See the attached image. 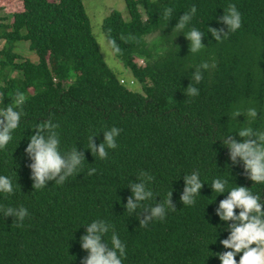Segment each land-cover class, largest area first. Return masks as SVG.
Masks as SVG:
<instances>
[{"label":"trees","instance_id":"trees-1","mask_svg":"<svg viewBox=\"0 0 264 264\" xmlns=\"http://www.w3.org/2000/svg\"><path fill=\"white\" fill-rule=\"evenodd\" d=\"M122 1L128 20L111 11L100 30L120 45L122 55H112L140 93L103 62L81 0H20L21 11L11 14V23L0 22V107L13 102L17 91L26 96L19 126L0 150V175L14 187L12 195L0 193V207L28 210L20 228L13 217L0 213V264H80L87 252L79 238L96 220L113 225L125 244L122 264H220L214 254L228 251L220 240L229 235L225 229L231 222L215 215L227 193L212 192V181L227 180L226 191L247 187L264 202V183L247 179L242 163L232 167L222 145L229 135L239 140L245 127L264 132V0ZM229 4L240 12L241 27L216 42L208 28L224 27L217 21ZM193 5L197 11L190 24L172 32ZM166 7L173 13L165 26ZM192 28L205 34V48L195 54L184 36ZM153 32L161 36V53L146 49L144 39ZM129 35L139 42L120 40ZM18 43L28 44L35 63L14 52ZM205 62L209 67L201 69L203 79L195 84L199 95L188 97L191 76ZM251 108L255 118L247 115ZM237 111L241 115L234 119ZM49 118L59 124L61 151L75 146L84 151L85 162L64 184L50 181L34 190L24 149L34 126ZM112 127L121 129L117 148L104 160L93 157L87 150L89 136L95 134L98 145L103 131ZM90 168L96 169L91 176ZM141 171L154 177L148 185L154 199L143 202L144 207L163 203L171 189L176 207L147 227H139L140 209L130 216L124 208L131 195L128 185L137 182ZM194 171L204 186L194 205L183 206V176ZM111 235L112 230L105 242Z\"/></svg>","mask_w":264,"mask_h":264},{"label":"clouds","instance_id":"clouds-1","mask_svg":"<svg viewBox=\"0 0 264 264\" xmlns=\"http://www.w3.org/2000/svg\"><path fill=\"white\" fill-rule=\"evenodd\" d=\"M197 9L193 5L190 11L185 12L176 23L172 32H182L192 21ZM173 8L166 7L163 11V19L167 22L172 18ZM217 23L222 24L221 28H208V33L216 42H222L229 33L236 32L241 27V14L234 4H229L224 10L223 15ZM226 29V31H225ZM185 39L189 43V52L195 54L205 48L202 44L203 32L192 28L187 32ZM105 43L110 48L114 56L122 55V49L116 39L110 34H106ZM121 41H136L133 35L121 36ZM209 65L205 62L199 65L191 76L194 83H190L185 90L188 97L199 95V90L195 86L202 79L201 69H208ZM72 81L75 82L76 74L69 72ZM0 97V105L3 104ZM26 102L24 93L17 91L13 102L6 107H0V150H4L12 140V133L19 126L22 115V108ZM237 111L233 117L240 116ZM247 115L255 118L257 112L255 108L248 110ZM59 124L53 123L49 118L34 126L35 134L29 137V143L24 149L25 155L31 161L28 164L30 169V179L33 181L32 188L40 190L46 188L50 181L56 185H62L65 181L75 175L85 162L84 151H77L74 146L71 150L62 152L60 148V137L56 131ZM121 129L112 127L103 131V142L98 145L94 142L95 134L89 136L87 150L93 157L104 160L109 155V150L117 148V137ZM238 139L229 135L223 141V147L228 149V158L231 166L235 167L238 162L243 165V175L253 182V184L264 183V132L254 131L251 127H245L239 130ZM96 169L90 168L88 175L95 174ZM16 175V173H14ZM17 177V176H16ZM137 182L130 183L128 187L131 195L127 197L124 205L126 211L130 214H138L139 227H147L153 221H163L167 211L176 210L175 203L172 200V189L166 194L163 203H155L144 207L143 202L153 200L154 193L148 185L154 181V177L145 171H141L137 177ZM184 187L180 202L183 206H192L195 204V197L199 195L200 189L204 183L200 180L199 172L194 171L189 175L183 176ZM228 181L224 179H214L211 183L212 192L219 195L227 193L225 199L219 202L215 215L222 222H231L225 229L229 235L226 239L220 240L223 251L215 253L220 264H264V202L261 197L244 186H234L226 191ZM0 193L5 196L14 193L12 180L4 175H0ZM218 196V195H217ZM239 210L236 214L234 210ZM0 213L3 217H13L16 227H23V222L28 216V210L20 206L0 207ZM114 226L103 220H96L86 225V234L79 238L80 247L87 252V256L81 259L80 264H122L126 258L125 244L119 239L113 230ZM112 230L110 243L105 242L104 237ZM254 245V246H253ZM239 261L236 260L237 254H241Z\"/></svg>","mask_w":264,"mask_h":264},{"label":"rangeland","instance_id":"rangeland-1","mask_svg":"<svg viewBox=\"0 0 264 264\" xmlns=\"http://www.w3.org/2000/svg\"><path fill=\"white\" fill-rule=\"evenodd\" d=\"M81 4L89 23L90 33L95 41L97 50L103 62L119 80L124 81V83H128L127 87H129L131 91L140 93L139 85L135 84L133 79H131L128 70L123 67L122 63L114 58L110 48L106 45L105 39L100 30V25L102 20L111 11L119 12L123 21L128 20L123 1L122 0H81ZM20 11H21L20 0H0V20H1L0 22L2 24L9 25L11 23V14ZM141 13L142 12H140V14ZM160 38L161 36L159 35V33L156 32H153L151 33V35L147 36L144 39V42L146 43V49L154 53L156 52L161 53L162 47L158 43ZM27 45H28L27 43H18L16 47L14 46V52H16L20 57H26L27 60H29L31 63H35L37 61L36 56L32 51L28 49ZM134 63L137 66H143V62L138 58H134Z\"/></svg>","mask_w":264,"mask_h":264}]
</instances>
